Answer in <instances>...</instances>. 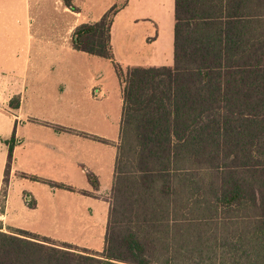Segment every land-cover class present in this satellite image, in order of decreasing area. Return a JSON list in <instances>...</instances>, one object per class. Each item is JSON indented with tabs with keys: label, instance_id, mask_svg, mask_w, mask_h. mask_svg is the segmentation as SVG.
<instances>
[{
	"label": "trees",
	"instance_id": "obj_1",
	"mask_svg": "<svg viewBox=\"0 0 264 264\" xmlns=\"http://www.w3.org/2000/svg\"><path fill=\"white\" fill-rule=\"evenodd\" d=\"M118 12L72 34L112 62L123 93L104 250L0 229V264H264V0H175L174 63L161 67L115 60Z\"/></svg>",
	"mask_w": 264,
	"mask_h": 264
},
{
	"label": "crops",
	"instance_id": "obj_2",
	"mask_svg": "<svg viewBox=\"0 0 264 264\" xmlns=\"http://www.w3.org/2000/svg\"><path fill=\"white\" fill-rule=\"evenodd\" d=\"M7 1L16 0H0V17L3 20L0 27V59L3 61L0 64V84L12 85L7 88L12 91L11 95L4 106H0V229L4 232L20 229L41 236V232L35 229L45 219L36 213L42 211L45 198L55 200L61 197L69 201L72 195L67 194L77 193V196H81L78 203L87 207V214L92 210L105 211L106 207L110 212L107 197L115 178L123 93L110 60L76 51L72 46V34L77 26L95 23L102 17L74 23L68 35L63 37V30L45 26L42 19L40 26L34 28L33 21L39 19L34 14L40 11L35 8L38 0H21L22 18L16 22L18 29L15 27L13 37L24 54L5 59ZM137 1L140 3L139 0H128L126 7L114 17L111 45L115 60L123 68L171 66L174 34L171 33V41L167 45L160 44L162 35L149 43L147 36L133 33L131 29H125L122 36H117L116 28L123 14L127 18L122 19V26L133 28L143 20L138 10L129 15L132 7L138 9L135 5ZM33 47L40 51L49 49L50 57L32 60ZM78 54L86 58L88 66L72 61V57ZM100 67L105 68L106 73L113 71L115 77H105L98 71ZM50 70H55L56 74L52 76L53 71ZM15 97L20 99L19 107L12 109L10 102ZM41 113L55 116V119L35 118ZM13 137V157L6 183L9 163V145L6 141ZM89 175L97 179V189L90 183ZM19 177L24 190L21 196L13 199L9 181ZM30 177L40 181L31 180ZM44 181L63 184L73 191L52 188ZM104 181L106 184H103ZM4 183L8 184L5 194L2 192ZM28 193L34 197L27 196L25 199ZM31 203L35 205L32 207Z\"/></svg>",
	"mask_w": 264,
	"mask_h": 264
},
{
	"label": "rangeland",
	"instance_id": "obj_3",
	"mask_svg": "<svg viewBox=\"0 0 264 264\" xmlns=\"http://www.w3.org/2000/svg\"><path fill=\"white\" fill-rule=\"evenodd\" d=\"M139 1L140 3H138V1L135 3V5L138 6V9L132 7L129 15H131L133 11L136 12L138 10V15L143 20L140 21L139 26H134L133 28L126 27V25L122 26L121 21L126 17V14H123L118 21L119 24L116 28L117 36H122L125 32V29H131L130 31L133 33L147 36V42L149 43L152 42V39L162 35L163 38L160 41V44L167 45L171 41V33L174 34L175 1L173 0V2L171 1L163 3L158 0ZM127 2L128 0H74L73 4L77 7L78 12H72L71 10L70 12L66 9L67 7L65 6L64 0H38L35 8H39L40 11H37L34 14H36L39 19H35V21H33V25L34 28L39 27L42 19L45 26L51 28L54 27L55 29H59V31L63 30L62 36L66 37L68 32L71 31L72 27L74 26V23L100 18L113 7L119 9L120 12L126 7ZM20 5L21 0H16V2L7 1L6 13L8 16V21L6 28L7 37L5 42V59L10 56H17L18 54L22 56L24 54V51L22 52L21 47L18 44V41L13 37L15 27L18 26L16 22L17 20L20 22L22 18ZM2 22L3 20L0 17V27H2ZM0 53H2V51H0ZM31 54L33 60L34 58L48 59L51 53L47 48H44L40 51L37 48L35 50L33 47ZM80 54H78L76 57H72V61L80 63L82 66H88V64L85 62L87 61L86 58L82 57ZM173 59L170 61V65L173 64ZM0 64H3L1 59ZM89 69L90 71L94 72L92 68ZM50 71H53L52 76L56 74L55 70ZM98 71H100V73H102L105 77H115V73L113 71H108L106 73V70L103 67H100ZM10 86L12 85L0 84V106H4L9 94L12 93V91L7 90V88ZM15 99L17 98L15 97ZM35 118L55 119V116H46L41 113ZM30 179L33 180L32 177H30ZM9 182L13 199H17L18 196H21V193L24 190L22 180L19 177L14 181L10 179ZM103 184H106V181H104ZM7 188L8 184L4 183L2 187L3 194H5ZM67 195H72L69 196V201L61 197H56L55 200L53 198H45L42 201V211L36 213V215L44 218L45 221H43L40 227L36 228L35 230L40 231L42 234L41 236L51 238L57 243H72L73 247L77 248L78 250H86L85 248L91 249L90 251L103 250L108 226L107 223L109 220L108 207H106L105 211L92 210L87 214V207L81 203H78V197L81 196H77V193ZM25 196V199H27V196L34 197L30 193L26 194ZM111 196L112 194L107 197L110 201V208L112 206Z\"/></svg>",
	"mask_w": 264,
	"mask_h": 264
}]
</instances>
